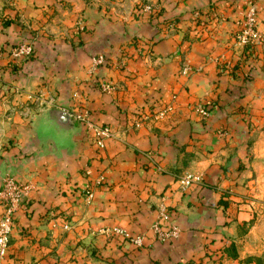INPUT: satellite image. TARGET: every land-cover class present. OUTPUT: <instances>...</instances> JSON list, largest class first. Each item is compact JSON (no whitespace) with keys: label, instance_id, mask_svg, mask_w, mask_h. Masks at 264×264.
<instances>
[{"label":"crops","instance_id":"obj_1","mask_svg":"<svg viewBox=\"0 0 264 264\" xmlns=\"http://www.w3.org/2000/svg\"><path fill=\"white\" fill-rule=\"evenodd\" d=\"M77 1L60 3L67 8L58 15L69 29L65 34L50 30L37 35L32 58L0 70V189L7 176L34 185L27 208L17 213L5 264H264V238L257 236L260 225L252 208L256 196L247 192L248 180L258 182L252 178L255 160L250 164L249 154L253 131L235 128L224 137L227 133L219 129L231 114L214 108L202 124L188 109L214 87L207 48L198 45L187 51L190 68L201 66L204 71L180 75L179 59L185 51L173 39L177 36L158 35L152 65L147 66L141 55L147 54L146 46L133 38L146 33L143 20L134 15L126 20L101 17L92 4ZM36 2L28 1L19 13L29 28L45 22L49 27L55 21L54 5ZM81 13L86 14L83 31L76 27ZM17 21L11 23L12 40L19 36ZM100 53L108 60L92 74V57ZM106 81L118 89L101 93L99 83ZM52 88L58 89L57 107L73 116L70 131L47 115L50 93L45 90ZM149 88L152 95L157 93L154 88L163 96L176 95L175 116L170 122L132 127V112L148 102ZM9 89L16 95H5ZM71 90L80 96L70 99ZM40 92L42 98L34 96ZM81 104L88 105L93 120L117 131L105 148L89 141L86 126L76 121ZM186 174L198 180L184 185ZM100 176L103 184L94 201L82 207L80 192ZM161 203L181 228L178 238L162 241L149 230ZM66 223L71 230H64ZM107 226L146 232L144 246L109 244L89 236L90 230Z\"/></svg>","mask_w":264,"mask_h":264},{"label":"rangeland","instance_id":"obj_2","mask_svg":"<svg viewBox=\"0 0 264 264\" xmlns=\"http://www.w3.org/2000/svg\"><path fill=\"white\" fill-rule=\"evenodd\" d=\"M28 1L31 2V0H0V70L3 67L12 69L14 64H21L23 61L32 58L34 52L28 57L23 54L16 55V48L20 45L27 44L32 46L35 51V38L37 35L50 32V30L54 32V34L60 35L61 32L65 34L69 30H66L63 24L58 21L60 19L58 15L64 14L67 11V8L60 5V3H63L65 0H46V2L52 3L51 5L55 7V21L50 24L49 27H47L48 22L41 23L40 25L37 24L38 26H36V29H33L34 27L29 28L24 13H19L20 10L24 8L27 9ZM80 1H82V6L84 4H92L95 14H99L101 17L108 16L109 19L126 20L129 16L134 15L138 19L143 20L145 25L143 28L146 33L144 34L140 31V33L134 34L133 38L137 40V43L141 44L140 47L143 48V46H146L144 50H147V54L141 55H143L145 65L147 66L152 65L151 50L153 49L155 41L158 40V35H167L169 38L174 35L177 36L173 39H175L177 42L176 44L180 45L182 50L185 51V53L183 52L182 58L179 59L180 75L183 74L187 76L194 73H202L204 67L200 66L194 70L190 68L187 51L197 48L198 45H201L204 49L207 48L205 52V54H207L206 63L213 64V68L215 69V74L213 75V77L216 78L213 85L214 87H212L211 94H209L208 97H198V100L190 104L188 109L196 114L199 118V122L202 124H207L211 111L214 108L218 107L221 109L222 114L226 116L231 114L232 118L228 119L227 123H225V125L223 124L219 129L221 134L227 133L224 137L230 136L231 130L235 128L242 127L243 129H251V131H253L248 138L249 154L251 157L250 164L251 161L255 160L253 162L254 164H252L253 167H255L252 178L254 179L256 177L255 180H258V182L252 185L250 180H248L247 192L253 197L256 196L254 198L257 202H254L255 200L253 201L252 208L255 212L254 220L259 222L260 225V232L257 236L261 239L264 238V99L262 100V98H264V71L261 69L264 67V0ZM33 2L34 5L37 4L36 0H33ZM79 9H77L78 11L74 12V14H77ZM51 11L53 12V9ZM76 16L78 20L76 21V27L79 31H83L85 29L86 14L81 13ZM15 21L19 22L15 24L20 28L19 34H17L19 36L15 40H12L10 28L11 23ZM161 30L163 32H161ZM12 33L14 35L17 31H13ZM145 36L147 40L144 39ZM133 47L134 46H129L130 49ZM100 57L105 59L104 64L108 60L105 54L100 53L93 55L89 69L90 73L93 74L100 67L104 66V64H102L95 68V59ZM124 61L125 58L122 59L120 65H124ZM258 64L260 67H258ZM5 73V77H12L10 72ZM109 85H111L112 88H108ZM115 86L116 85L113 83L106 81L100 82L98 87L99 91L105 94L118 89ZM151 90L152 89L149 88V90L145 92V96L148 100L145 106L132 112V116L134 115L131 122L132 127H140L142 124L152 123L158 120H169L170 122L172 116H175L177 110V106H175L177 103L176 95L163 96L164 92L159 91L158 88L153 89L157 93L152 95ZM45 91L48 94L50 93L48 97L49 100L45 99L47 101L45 105L50 106V109L59 108L57 106H59L60 103L57 102L58 97L56 94L58 89L55 91L52 88L50 92L47 90ZM78 92V90H71L70 99H75L80 96ZM7 94L16 95V92H12L9 89L8 92L5 91V95ZM34 96L42 98L43 92L37 95L34 94ZM252 98H255L257 101L253 102ZM179 104L181 105V103ZM180 105L179 110L182 112V107L180 108ZM79 106L81 110L80 113L75 116V119H77L76 121L86 126L89 134V141L91 140L97 148H105V141L116 137L117 131L108 124H100L93 120L88 105L81 104ZM100 129L104 130V132L109 131V134H107V136H102ZM98 133H100V136ZM100 142H102L104 146H100ZM187 175L188 174L185 176ZM7 178L12 177L7 176L5 179ZM14 181L17 182L16 180ZM18 183L32 184L34 188L33 182ZM102 184L103 177H97L93 179V184H90L80 192L79 201L82 207L85 206L84 208H87L91 206L95 199L96 190H98V187H101ZM90 192L93 193L92 197ZM29 198L30 194L14 213L15 222L10 236L9 248L6 254L0 258V264H5V261L9 257V249L16 227L17 213L21 209L27 208L28 205L24 204H26ZM2 203L3 202L0 201V220L5 214L4 205ZM163 205L165 204L161 203V205L156 206L157 215L149 228L154 236L162 241H164V239L154 233L155 226L161 228V225H163L165 229H167L171 225H175L181 230L180 226L171 218L169 212L167 220L162 218L161 207ZM65 221L69 220L65 219ZM63 227L65 231L72 229L70 223H66ZM180 233L176 238L180 236ZM145 235L146 232L135 233L123 229L121 226H107L99 230L89 231V236L95 238L102 237L106 243H129L137 248H142L144 246ZM140 238L142 239L141 245L137 243V240ZM260 250L264 252L263 247H260ZM261 259L264 260V257Z\"/></svg>","mask_w":264,"mask_h":264},{"label":"built area","instance_id":"obj_3","mask_svg":"<svg viewBox=\"0 0 264 264\" xmlns=\"http://www.w3.org/2000/svg\"><path fill=\"white\" fill-rule=\"evenodd\" d=\"M33 52V47L27 44L20 45L18 48H16V55L23 54L28 57L32 55ZM97 59H95V68H97L99 65L104 64L105 62V59L103 57ZM108 88H112L111 85H109ZM79 119L83 120L82 118ZM100 130L102 136H107V134H109L108 130H106L108 132H104V130L102 129ZM98 134L100 136V133ZM100 146H104L102 142H100ZM196 180H198L196 176L188 174L187 176H184L181 182L184 185H189ZM32 189V184H20L18 182H15L12 178L5 179L2 189H0V201L3 202L2 204L4 205L5 211L4 216L0 220V258H2L6 254L9 248L11 238L10 236L13 231L15 222L14 213L19 209L20 205H22L24 200L29 196ZM90 195L92 197L93 193L90 192ZM161 213L162 218L164 220H167L169 215L167 207L165 205L161 207ZM154 233L162 237L164 240H169L176 238V236H178L180 233V229L175 225H171L169 228L165 229V227L161 225V228L159 226L154 227ZM137 243L141 245L142 239H138Z\"/></svg>","mask_w":264,"mask_h":264},{"label":"water","instance_id":"obj_4","mask_svg":"<svg viewBox=\"0 0 264 264\" xmlns=\"http://www.w3.org/2000/svg\"><path fill=\"white\" fill-rule=\"evenodd\" d=\"M47 115L55 121L59 128L63 130L70 131L75 127L73 116L64 109H49Z\"/></svg>","mask_w":264,"mask_h":264}]
</instances>
